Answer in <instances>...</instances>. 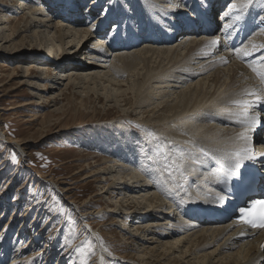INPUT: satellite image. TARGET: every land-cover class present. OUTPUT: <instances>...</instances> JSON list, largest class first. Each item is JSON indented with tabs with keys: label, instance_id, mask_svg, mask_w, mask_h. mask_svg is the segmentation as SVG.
I'll list each match as a JSON object with an SVG mask.
<instances>
[{
	"label": "bare ground",
	"instance_id": "6f19581e",
	"mask_svg": "<svg viewBox=\"0 0 264 264\" xmlns=\"http://www.w3.org/2000/svg\"><path fill=\"white\" fill-rule=\"evenodd\" d=\"M20 1L21 6L17 9L21 12L26 10L27 14L16 21L17 28L7 27L6 30V22H12V19L0 15L2 45L10 43L0 46V52L19 50L13 42L14 38L30 30L31 35H21L20 48L26 43L29 47L40 49L45 46L47 54L43 59L48 61L45 64L51 66L52 70L64 69L66 64L70 71L78 72L67 78L72 88L81 82L94 86L97 83L104 89L114 86L110 97H123L122 102L127 99L125 92L134 90V102L126 101L124 106H134V109L139 110L140 130L144 128L146 133L154 132L161 137L162 144L169 151L167 157L171 155L166 162L170 164L176 160L179 164V169L174 168L171 176L162 173V164L156 169L146 167L144 164L150 154L142 152V141H134L130 132H123V127L120 128L124 134L122 139L118 141L119 137L116 138L105 149L107 154H112L114 149L116 157L122 158L116 159L117 163L113 167H105L96 173L111 175L114 180L105 178L106 182L110 180L105 187L120 197L108 213L125 210L121 213L124 220L132 216L138 219L135 220V233L126 232L125 229L127 239L131 242L134 239L140 241L136 235L138 233L142 241L157 243L147 252L142 249L143 256L148 255V259L156 263L264 264V249L261 247L264 245V229H250L236 220V216L222 223H206L205 220L208 214L216 212L212 208L218 203V197L222 196L217 175L224 173L223 165L232 152L248 149L262 173L259 187L264 189V137L260 136L259 130L261 119L264 118V83L249 67L252 65L259 69L264 63V48L238 59L235 51H229L225 42L220 40L221 34L196 35L194 30L190 34L184 32V26L190 28L194 24V15L199 9L212 16L225 2L223 9L227 7L228 11L230 5L235 3L239 8L244 0H129V3L127 0H111L113 12L110 17L99 19L96 22L98 26L89 28H82L88 25L83 20V0H80L81 3L70 1L66 3L67 6L49 1L48 5L52 9L49 14L44 13L42 2H39V7L33 8V0ZM128 4L133 6V15L132 12L129 14ZM120 7L125 8V14L122 15L128 18L110 32L108 25L112 20H117L115 15H118ZM56 14L59 20L52 24ZM242 14L261 21V26L238 49L251 50L253 44L264 45L262 0H254ZM226 24H234L232 16ZM174 25L179 33L174 30ZM199 32L203 31L199 29ZM92 36L96 40L90 49L80 47L84 39ZM212 40L217 41V46L209 49L207 46ZM74 43L77 46L72 51ZM10 46L13 47L9 49ZM83 49L86 51L83 54L93 67L79 64L82 63L80 53ZM108 52L114 53L110 61H107ZM231 60L232 63L228 64ZM28 74L26 76L31 75ZM123 75L127 79L119 80ZM130 82L132 88L121 89ZM120 90L123 92L118 93ZM246 92L259 95L261 100L246 95ZM233 100H247L250 106L243 108L230 103ZM244 112L256 116L257 122L249 126ZM127 122L128 119H121L123 125ZM150 126L157 130L154 131ZM240 133H245L250 139H237ZM181 156L183 159H178ZM165 160L163 165H166ZM151 161H154V157ZM248 161L241 160L237 171ZM127 181H131V186ZM4 190L1 197L7 188ZM67 190L70 188L64 191ZM19 197V194L16 195L14 204L20 202ZM165 199L169 203L168 207ZM90 202L85 201L82 206ZM17 206L13 209V220L17 216ZM98 213L93 211L86 217ZM89 223L88 226L91 225ZM34 236L30 237L31 242ZM6 254L8 252L5 249L3 253L0 251V262ZM34 254L42 253L38 251ZM100 256L104 262L107 256L105 253ZM14 258V263L21 261L16 260L15 254Z\"/></svg>",
	"mask_w": 264,
	"mask_h": 264
},
{
	"label": "rangeland",
	"instance_id": "374dc122",
	"mask_svg": "<svg viewBox=\"0 0 264 264\" xmlns=\"http://www.w3.org/2000/svg\"><path fill=\"white\" fill-rule=\"evenodd\" d=\"M49 1L61 5L74 0H33L32 7H39V2H42L44 13L49 14L52 11ZM126 2L129 3V0ZM82 4L83 20L88 24L82 28L98 26L96 22L99 19L110 17L113 12L111 0H83ZM0 5V15L12 19V22H6L5 29L17 28L16 21L27 14L26 10L21 12L17 9L21 1L0 0ZM127 8L133 15V6L128 4ZM124 9L120 7L118 15H115L117 20L108 25L110 32L128 18L122 15ZM57 19L59 16L56 14L52 24ZM31 33L29 30L25 34ZM25 34L13 40L19 50L0 52V194L7 188L5 195L0 196V251L3 253L5 249L8 252L0 264H81L83 259H87V264H148L149 260V264H164L152 262L153 259L142 254V249L147 252L157 243L142 241L138 233L140 241L127 239L125 229L135 233V220L138 219L132 216L124 220L122 214L125 210L108 213L120 197L105 187L110 180H114L111 175L96 174L105 167H113L116 159H122L116 157L114 149L112 154L105 153V149L116 138L121 140L123 132L127 131L134 141H142V152L154 157V161L148 159L144 165L156 169L162 164V173H168L164 171L163 160L171 165L166 162L171 155L167 157L169 151L162 144L161 137L154 132L146 133L144 128L140 130L139 110L134 106H124L126 101L134 102V90H127V99L122 102L123 97H110L114 86L104 89L97 83L98 86H94L81 82L72 88L67 78L78 72L70 71L66 64L64 69L52 70L45 64L48 61L43 59L47 54L45 46L40 49L29 47L26 43L20 48L21 35ZM95 40L93 36L86 38L80 47L90 49ZM2 41L0 38V46L10 44L2 45ZM76 46L77 43H74L72 51ZM83 52H86L85 49L80 53L82 63L79 64L93 67ZM107 55V61H110L114 53L108 52ZM231 63L232 60L228 64ZM27 70L30 76H26ZM124 77L119 80L127 79ZM131 83L121 89L132 88ZM107 97L110 99L107 100ZM121 119H128V122L123 125ZM260 136L264 137V132H260ZM9 140L18 142L10 143ZM174 168L169 170L172 172ZM105 178L110 180L106 182ZM128 183L131 186V181ZM68 188L70 190L64 191ZM15 194L20 195L17 204H14ZM89 200V204L82 206ZM165 201L168 207L167 199ZM15 206L17 216L13 220ZM93 211L99 213L87 218V214ZM85 221L90 222L92 227ZM32 235L35 236L31 242ZM86 245L92 247V252L85 256ZM38 251L42 254L35 255ZM101 253L107 256L104 262ZM14 254L16 260H21L19 263H14Z\"/></svg>",
	"mask_w": 264,
	"mask_h": 264
},
{
	"label": "snow or ice",
	"instance_id": "6c2138e0",
	"mask_svg": "<svg viewBox=\"0 0 264 264\" xmlns=\"http://www.w3.org/2000/svg\"><path fill=\"white\" fill-rule=\"evenodd\" d=\"M264 2V0H262ZM254 3V0H244L243 3L239 5V8H237V5L233 3L230 5L229 10L224 13L225 16H232L233 21H239L242 19V13L248 9L250 5ZM237 13V14H233ZM232 25L229 24L227 27H231ZM217 46V41L212 40L210 44L207 46L209 49H214ZM261 48H264V45H252L251 50H248L245 48L244 50L241 49H235V54L238 59H243L246 56H249L252 54L253 51H259ZM262 60H264V57H262ZM226 63V61H224ZM253 73H255L260 79L261 82L264 83V63L261 64L260 68L258 69L257 67H253L252 65H249ZM246 95L249 96H256V99L259 101L261 100V97L259 95H256L255 93L252 92H246ZM230 103L240 105L243 108L249 107V103L247 100H233L230 101ZM244 115L247 119V123L249 126L254 125L257 122V117L256 116H250L247 114V112H244ZM237 139L240 140H249L250 137H248L245 133H240L237 137ZM149 160H152L153 157L149 156ZM178 159L182 160L183 157H179ZM254 159V156H252L247 148H243L239 151H234L230 155L227 156L225 164L223 165L224 168V173L221 176V179L218 181L219 183H227L229 179H231L233 176L239 175L237 169L240 167V161L241 160H250ZM175 167L177 170L179 169V164L177 163L176 160L172 161L171 165L166 164L165 165V171L168 172V175L171 176L172 172L169 170L171 167ZM218 199L222 202L223 201V196L218 197ZM241 211V220L243 223L248 224L252 227H260L264 228V201H254L251 209H245L242 208L240 209ZM101 244L103 242L101 241ZM262 249H264V245L261 246ZM87 252L85 253V256L87 253L92 252V247L90 245H86ZM81 264H87V259H83Z\"/></svg>",
	"mask_w": 264,
	"mask_h": 264
}]
</instances>
